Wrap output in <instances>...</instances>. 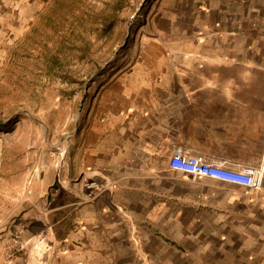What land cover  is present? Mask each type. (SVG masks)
<instances>
[{"label":"crops","instance_id":"crops-1","mask_svg":"<svg viewBox=\"0 0 264 264\" xmlns=\"http://www.w3.org/2000/svg\"><path fill=\"white\" fill-rule=\"evenodd\" d=\"M159 1V35L92 91L60 178L29 167L0 196V264H264V183L208 177L221 195L165 207L149 180L154 167L189 174L170 166L178 150L227 168L264 163V0ZM45 2L0 0V60ZM144 219L157 225L128 226Z\"/></svg>","mask_w":264,"mask_h":264},{"label":"rangeland","instance_id":"rangeland-1","mask_svg":"<svg viewBox=\"0 0 264 264\" xmlns=\"http://www.w3.org/2000/svg\"><path fill=\"white\" fill-rule=\"evenodd\" d=\"M45 3L29 27L7 40L0 60V196L17 192L14 182L26 178L29 167H37L39 181L52 169L55 180L60 178L67 138L77 131L92 91L119 69L135 66L159 35L154 24L159 0ZM163 168L150 173L149 180L159 182V190L150 189L151 197L160 196L153 202L169 207L174 196L222 194L203 182L208 177L173 176ZM159 215L160 225L172 226L170 213ZM132 222L157 225L144 219L128 220V226ZM188 237L183 233V242Z\"/></svg>","mask_w":264,"mask_h":264},{"label":"built area","instance_id":"built-area-1","mask_svg":"<svg viewBox=\"0 0 264 264\" xmlns=\"http://www.w3.org/2000/svg\"><path fill=\"white\" fill-rule=\"evenodd\" d=\"M222 164L223 162L218 158L188 156L182 150L176 151L170 160L171 167L184 170L194 176L219 179L255 190H260L263 187L264 163L257 166L244 164L233 168L223 167Z\"/></svg>","mask_w":264,"mask_h":264}]
</instances>
